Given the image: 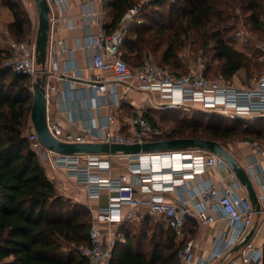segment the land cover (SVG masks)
I'll return each mask as SVG.
<instances>
[{
	"label": "built area",
	"instance_id": "1",
	"mask_svg": "<svg viewBox=\"0 0 264 264\" xmlns=\"http://www.w3.org/2000/svg\"><path fill=\"white\" fill-rule=\"evenodd\" d=\"M48 1L51 7L48 60L54 59V64L49 66L47 63L45 70L38 67L36 40L27 39L21 42L12 41L10 56L0 66V69L27 76L32 93L39 75L54 74L64 80L72 71L59 69L58 56L67 55L69 49H59L58 42L51 39L55 24L64 20L61 14L66 9L68 0ZM139 9L138 6L130 9L122 18L120 27L107 32L101 23V11L93 7L87 8L83 16L86 25L97 22L100 30L88 45L91 49L90 68L93 74L85 78L83 72L76 68L74 70L79 73L76 78L86 80L94 98H100L99 101H93L90 110L108 107L116 111L109 113L106 121L100 125L94 122L79 127V133L67 130L48 116V128L55 138L68 143L109 144H143L164 140L166 133L147 116L151 108L161 111L170 108L191 110L198 105L203 111L219 113L230 119L264 118V73L254 80L251 87H242L226 82L223 77L216 80L209 78L203 63L183 76L159 67L150 60L137 69L132 68L123 57V44ZM243 34L242 31L237 32L240 38L244 37ZM256 48L264 54L263 42H258ZM54 89L47 81L48 104L50 93ZM132 91L149 95L145 103L137 106V116L130 123L128 131L114 129L118 121L117 110L123 108L129 92ZM73 111L68 104L65 105V113L69 115L70 122L78 126V121L72 117ZM27 139L31 150L44 167L61 170L77 185L83 186L89 201L98 200L103 190H108L111 194L106 207L88 205L93 216L89 244L79 249L86 264H110L116 247L125 242L121 224L125 220L135 219L141 206H148L156 220L165 219L174 235L184 239L187 218L192 209L187 205L186 199L168 201L166 194L188 186V182L206 173L208 168L229 167L221 156L201 149L116 155L60 154L42 144L32 121ZM250 147L254 158L248 172L252 182L262 188L258 198L261 204L260 213L264 215V147L256 142H250ZM114 157L127 164L125 172H114ZM62 188L63 185L60 184L58 189ZM189 191L200 200L196 205V218L200 224H213L218 220L213 212L214 203L228 221L229 230L217 237L219 245L212 258L223 256L246 239L254 224V217L259 212L237 177L235 185L230 188L220 190L216 183L208 180L199 186L190 187ZM192 248L193 242H188L180 249L178 264L192 261ZM200 264L208 262L203 261ZM230 264H264L263 250L257 248L251 239L240 250V260L234 259Z\"/></svg>",
	"mask_w": 264,
	"mask_h": 264
},
{
	"label": "trees",
	"instance_id": "2",
	"mask_svg": "<svg viewBox=\"0 0 264 264\" xmlns=\"http://www.w3.org/2000/svg\"><path fill=\"white\" fill-rule=\"evenodd\" d=\"M2 2L13 16L8 24L10 35L18 42L26 40L30 29L26 7L18 0ZM263 3L264 0H113V28L138 6L123 44V57L130 65H142L150 52L165 45L160 66L167 68L175 57L176 46L184 39L197 38L203 49L213 53L222 76L230 80L240 71H248L252 63L248 53L233 43L237 42L238 31L230 21L237 18L235 11L240 8L250 13L253 29L264 34ZM10 52L0 47V66ZM32 105L30 79L0 69V264H86L79 249L89 244L91 214L56 189L31 150L27 133ZM215 114L206 115L214 119ZM232 121L234 124H222L210 119L204 124L191 120L165 134L164 139H210L223 146L245 135L264 140V118L239 117ZM166 233L159 227L151 236L152 247L148 250L137 249V238L128 236L127 242L114 250L110 264H178L181 246L174 234Z\"/></svg>",
	"mask_w": 264,
	"mask_h": 264
},
{
	"label": "crops",
	"instance_id": "3",
	"mask_svg": "<svg viewBox=\"0 0 264 264\" xmlns=\"http://www.w3.org/2000/svg\"><path fill=\"white\" fill-rule=\"evenodd\" d=\"M112 3L113 0H68L67 7L61 14L64 20L56 23L51 33V39L58 42L59 49L62 47L69 49L67 55L60 54L58 56L57 65L59 69H72V71L64 80H61L54 74L48 75V83L55 87V89L50 93L48 116L53 122H57L64 126L67 130H71L75 133L81 132L79 127L91 125L94 122L97 125L104 123L108 114L116 111L113 108L108 107H104L101 110H90V106L93 101H99L100 98H94L93 92L88 87L86 80L77 79L76 75L79 73L77 70H74L77 68L79 71H82L85 78H89L93 74V70L90 68L91 49L88 45L89 42L93 41L95 36L99 33L100 28L97 22H94L91 25H86L83 17L84 13L88 7H93L96 10L101 11V23L105 31L112 32L119 28L121 24L120 22L118 27L113 28L114 14L112 12ZM24 5L28 7L26 3ZM55 12H57V10H55ZM1 14L6 16V19L3 21L4 24L12 22V13L4 5H0V15ZM0 23H2L1 18ZM1 39L7 44V47L0 44V47L3 49H10L11 42L15 41L9 37L0 38V40ZM237 39V41H243L240 37ZM261 42L264 43V41ZM254 48L255 50L260 51L256 48V43ZM124 51L125 50L123 48V52ZM53 64L54 59L49 58L48 65L51 66ZM140 66H133V68L137 69ZM148 95L149 94L142 92H129L127 101L123 108L119 111L117 110L118 121L114 126V129H123L124 131H128L130 123L137 116V106L145 103ZM66 104L74 110L72 117L78 121V126H74L69 120V115L65 113ZM155 111L156 109L151 108L147 113L148 118L153 123L156 121V116L154 114ZM225 147L237 158L240 164L250 172L251 163L254 158L253 151L250 147V141L242 142L235 147ZM113 160L115 162L114 172L116 174L125 172L127 164L118 161L115 157ZM46 171L48 177L55 184L57 189L60 184L63 185L62 190L58 189L63 196L72 199L75 203L83 205L87 210H89L88 205H92L96 208L106 207L109 205V198L111 194L108 190H103L98 200L89 201L83 186L77 185L75 181L68 178L63 171L51 170L49 168H46ZM105 175L106 174H104V176ZM208 180L216 183L218 188L222 190L223 188H230L235 185L236 175L232 169L227 166L211 167L208 168L206 173L199 176L197 179L188 182L190 183L188 186L178 188L177 191L166 194V199L168 201L177 202L181 200V198L186 199L187 205L192 209L190 212L191 215L187 218L186 222V237L184 239H179L174 235L175 241L178 246H181L180 249L186 243L193 242L192 261L188 264H200L203 261H206V263L208 262V264H230L234 259L237 261L240 260V250H235L236 247L219 258H212L213 253L218 249L219 245L217 237L229 230L228 221L223 218V214L219 206L215 203L213 206V212H215L218 217V220L215 223L206 225L200 224L196 218V205L200 200L193 197L192 192L189 191V189L192 186H199L204 181ZM253 183L257 194L259 195L262 188L256 182ZM89 212L91 214L90 210ZM92 217L93 216L91 214V219ZM150 222H154V224H148ZM134 224H138V226H145V224L149 225L153 234L159 229V227H163L166 232L171 233L172 235L174 234L168 227L166 220H156L151 215L150 209L146 205L141 206L137 210L135 219L125 220V222L121 224L120 229L125 235V242H127L128 236L134 237L138 233V231L133 229ZM254 227H256V232L252 239L254 240L256 247L262 249L264 253V215L262 213H257L255 215L252 228ZM168 233L165 235L167 236ZM135 241L137 242V246L135 245L137 249L146 250L147 240L142 241L136 239Z\"/></svg>",
	"mask_w": 264,
	"mask_h": 264
},
{
	"label": "rangeland",
	"instance_id": "4",
	"mask_svg": "<svg viewBox=\"0 0 264 264\" xmlns=\"http://www.w3.org/2000/svg\"><path fill=\"white\" fill-rule=\"evenodd\" d=\"M18 1L22 2L23 4L26 3L28 5V7L24 5L28 11L30 18V23L28 25L30 26V29L26 40H36L39 18L35 2L34 0ZM167 4H169V2ZM0 5H3L2 0H0ZM262 6L264 8V3ZM262 11L264 12V9ZM1 15L0 18L2 23H0V38L9 37L10 39L15 40L13 36L9 33L8 24L3 23V21L6 19V16L4 14ZM235 15L237 16V18L232 19L230 21V24H233L235 26V31H242L244 33V37L242 38L243 41H237L233 43L235 44L236 48L247 52L248 55L251 57L252 63L248 71L242 70L239 73L235 74L230 80H226L218 69L219 63L213 60V53L209 50L203 49L201 43L196 41L198 40L197 38H192L193 40L184 39L183 41H181V45L176 46L175 57L171 58L170 64L167 65V69L173 73L176 72L175 74L177 75L180 74L179 76H183L187 75L191 70L199 68L201 66L200 64L203 63V68L205 69L206 75L209 78L216 80L223 77L226 82H230L232 84L242 87H251L254 80L264 73V54L263 52L255 50L254 48L255 43L257 44L258 42L264 41V34L263 31H255L253 29L252 23L250 21L249 12L242 11V9L237 8V10L235 11ZM0 44L4 47H7L6 42L2 39L0 40ZM165 49L166 46L162 45L160 49L157 50V52H150V55L144 58V62L150 60L157 66L162 67L160 65L163 64V54ZM131 67L133 68V65ZM134 67L136 66L134 65ZM205 113L209 114L211 112L201 110L198 105L194 108H191V110H188L186 108H170L165 111L156 110L154 113L156 116V121L154 120V124L159 126L166 134L172 132L175 129H178L181 125L189 123L191 120L193 122L202 121L204 124H206L210 122L211 119L212 121L221 122L222 124H234V121H232L233 119H230L225 115L216 113V117L212 119L211 116H207ZM252 128L255 130L258 127ZM261 128L262 130H264V127ZM249 141L256 142L262 147H264V140H259L254 135H245L239 138H234L233 140L227 142V146L235 147L242 142ZM148 224H154V222H150ZM133 229L138 231V233L135 235V238L142 241L147 240L146 250L150 249L152 247V245L150 244V239L153 235L151 227L146 224L145 226H138V224H134Z\"/></svg>",
	"mask_w": 264,
	"mask_h": 264
},
{
	"label": "water",
	"instance_id": "5",
	"mask_svg": "<svg viewBox=\"0 0 264 264\" xmlns=\"http://www.w3.org/2000/svg\"><path fill=\"white\" fill-rule=\"evenodd\" d=\"M53 2V0H50ZM38 12V29L36 38V62L42 70L48 63V47L50 39V12L48 0H34ZM48 75H39L36 79L33 92V105L31 113L32 124L42 144L49 150L65 155L76 154H140L147 152H166L189 149H201L221 156L232 169L238 180L244 185L247 193L255 206L261 212V204L257 191L251 180L249 172L243 167L237 158L221 143L210 139L200 138H175L164 139L143 144H109L103 142L68 143L55 138L48 128V100L46 96V84ZM256 227L252 228L246 239L236 246L235 250H241L255 235Z\"/></svg>",
	"mask_w": 264,
	"mask_h": 264
}]
</instances>
